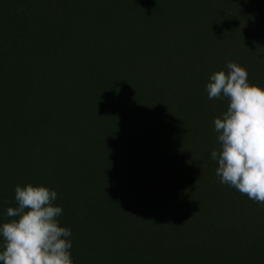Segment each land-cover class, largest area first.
I'll return each mask as SVG.
<instances>
[{"label": "trees", "instance_id": "obj_1", "mask_svg": "<svg viewBox=\"0 0 264 264\" xmlns=\"http://www.w3.org/2000/svg\"><path fill=\"white\" fill-rule=\"evenodd\" d=\"M229 62L264 87V0H0V226L46 185L74 264H264L211 158Z\"/></svg>", "mask_w": 264, "mask_h": 264}, {"label": "clouds", "instance_id": "obj_2", "mask_svg": "<svg viewBox=\"0 0 264 264\" xmlns=\"http://www.w3.org/2000/svg\"><path fill=\"white\" fill-rule=\"evenodd\" d=\"M215 72L206 85L209 99L229 100L227 110L214 120L219 149L211 152L218 163L216 176L248 198L264 204V87L248 81L247 70L235 63ZM57 191L46 185L15 187L16 207L10 222L0 226L2 264H74L71 229L61 226L62 206Z\"/></svg>", "mask_w": 264, "mask_h": 264}]
</instances>
